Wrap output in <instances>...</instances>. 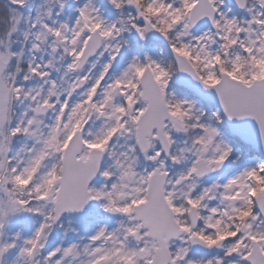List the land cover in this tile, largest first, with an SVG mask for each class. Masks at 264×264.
Wrapping results in <instances>:
<instances>
[{
	"label": "snow or ice",
	"instance_id": "obj_1",
	"mask_svg": "<svg viewBox=\"0 0 264 264\" xmlns=\"http://www.w3.org/2000/svg\"><path fill=\"white\" fill-rule=\"evenodd\" d=\"M0 264H264V0H0Z\"/></svg>",
	"mask_w": 264,
	"mask_h": 264
}]
</instances>
